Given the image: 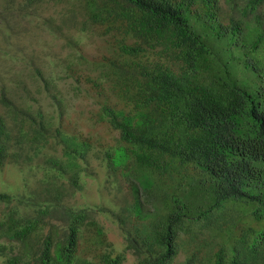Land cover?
I'll list each match as a JSON object with an SVG mask.
<instances>
[{"label":"trees","instance_id":"16d2710c","mask_svg":"<svg viewBox=\"0 0 264 264\" xmlns=\"http://www.w3.org/2000/svg\"><path fill=\"white\" fill-rule=\"evenodd\" d=\"M263 1L56 0L94 46H73L72 83L43 77L56 123L0 95V166L40 176L0 193L2 264H123L70 202L94 148L123 190L115 219L135 264H264Z\"/></svg>","mask_w":264,"mask_h":264},{"label":"rangeland","instance_id":"374dc122","mask_svg":"<svg viewBox=\"0 0 264 264\" xmlns=\"http://www.w3.org/2000/svg\"><path fill=\"white\" fill-rule=\"evenodd\" d=\"M8 1L0 0V95L8 96L18 105H30L33 109L41 106L46 116L55 117L56 123L57 111L49 95L42 89L43 80L48 79L45 76L54 75L58 77L60 88L72 83L64 73L63 63L75 52L74 45L89 48L94 46V41L90 34L79 33L61 22L60 6L56 0H44L25 11L16 10L13 3L9 4ZM236 1L239 5L246 2ZM258 13L264 18V1ZM63 97L67 100L65 110H73L78 97L72 94ZM103 158V153L96 148L88 154L87 170L91 176H83L82 189L70 202L90 211L111 243L108 250L113 255L122 253L123 264H135V256L126 249L124 235L115 219V214L123 205L124 193L112 183L113 177L107 173ZM39 177L34 170L25 166H0V193H27L37 187ZM7 253L10 256L14 254L9 250ZM2 261L0 257V264Z\"/></svg>","mask_w":264,"mask_h":264}]
</instances>
